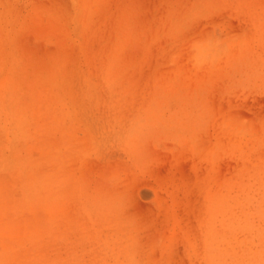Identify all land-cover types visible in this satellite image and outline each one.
<instances>
[{"label": "rangeland", "instance_id": "374dc122", "mask_svg": "<svg viewBox=\"0 0 264 264\" xmlns=\"http://www.w3.org/2000/svg\"><path fill=\"white\" fill-rule=\"evenodd\" d=\"M0 204V264H264V0H0Z\"/></svg>", "mask_w": 264, "mask_h": 264}, {"label": "bare ground", "instance_id": "6f19581e", "mask_svg": "<svg viewBox=\"0 0 264 264\" xmlns=\"http://www.w3.org/2000/svg\"><path fill=\"white\" fill-rule=\"evenodd\" d=\"M63 1H64V0H63ZM65 1H66V0H65ZM60 2H61V1H60ZM62 3H64V2H62ZM68 3H69V2H68ZM68 3H67V4H68ZM58 5H59V3H58ZM68 6H69V4H68ZM52 7H54V6H52ZM62 9H63V8H62ZM102 10H103V9H102ZM103 11H104V10H103ZM108 12H109V11H108ZM103 13H104V12H103ZM105 14H106V13H105ZM108 14H109V13H108ZM106 15H107V14H106ZM102 17H103V16H102ZM105 17H106V16H105ZM108 17H109V16H108ZM146 17H147V16H146ZM86 18H87V17H86ZM95 18H96V17H95ZM85 21H86V20H85ZM51 22H52V21H51ZM146 24L148 25V23H146ZM161 24H162V23H161ZM66 27H67V26H66ZM143 27H144V26H143ZM145 28H147V26H146ZM60 29H61V28H60ZM139 30H140V29H139ZM62 31H63V30H62ZM92 31H93V30H92ZM139 33H140V32H139ZM208 33H209V32H208ZM103 35H104V34H103ZM140 35H141V34H140ZM215 35H216V34H215ZM232 35H233V34H232ZM239 35H240V34H239ZM136 36H137V34H136ZM241 36H242V35H241ZM140 37H141V36H140ZM140 37H139V38H140ZM197 37H198V36H197ZM218 37H219V36H218ZM112 38H113V37H112ZM139 38H138V39H139ZM245 38H246V37H245ZM141 39H142V37H141ZM163 39H164V38H163ZM226 40H227V39H226ZM163 41H164V40H163ZM202 42H203V41H202ZM209 42H210V41H209ZM142 44H143V42H142ZM140 45H141V44H140ZM201 45H202V44H201ZM221 45H222V44H221ZM141 46H142V45H141ZM124 48H125V47H124ZM139 48H141V47H139ZM145 48L147 49V47H145ZM143 49H144V48H143ZM199 49H200V48H199ZM193 50H194V49H193ZM217 54H218V53H217ZM98 57H99V56H98ZM208 57H209V56H208ZM128 58H129V57H128ZM205 58H206V56H205ZM213 59H214V58H213ZM153 60H154V59H153ZM152 64H153V63H152ZM104 72H105V71H104ZM107 74H108V73H107ZM81 78H82V77H81ZM102 78H103V77H102ZM123 83H124V82H123ZM122 86H123V85H122ZM127 88H128V87H127ZM80 92H81V91H80ZM85 102H86V101H85ZM104 112H105V111H104ZM242 125H243V124H242ZM242 127H244V126H242ZM236 130H237V129H236ZM91 135H92V134H91ZM200 172H201V171H200ZM189 177H190V176H189ZM192 177H193V175H192ZM192 177H191V178H192ZM201 178H202V177H201ZM190 182H191V181H190ZM201 182H202V181H201ZM195 183H196V182H195ZM31 185H32V184H31ZM20 188H21V187H20ZM196 188H198V186H197ZM202 188H203V187H202ZM202 188H201V189H202ZM13 189H14V187H13ZM198 189H199V188H198ZM191 190H192V189H190V191H191ZM10 191H11V190H10ZM10 191H9V192H10ZM197 191H198V190H197ZM199 191H201V190H199ZM47 192H48V191H47ZM194 192H195V191H194ZM201 192H202V191H201ZM6 193H7V192H6ZM6 193H5V195L8 196ZM14 194H15V193H14ZM18 194H19V193H18ZM18 194H16V195L19 196ZM16 195H15V196H16ZM22 195H23V194H22ZM191 195H192V194H191ZM195 195H196V194H195ZM192 198H194V197H192ZM192 198H191V199H192ZM196 198H197V197H196ZM198 198H199V197H198ZM16 199H17V198H16ZM44 199H45V198H44ZM191 199H190V200H191ZM201 199H202V198H201ZM203 199H205V198L203 197ZM23 200H24V199H23ZM183 200H184V199H183ZM193 201H196V200H193ZM207 201H208V200H207ZM21 202H22V201H21ZM12 203H13V202H12ZM180 203H181V202H180ZM5 204H6V203H5ZM191 204H192V203H191ZM191 204H190V205H191ZM0 205H1V204H0ZM12 205H13V204H12ZM16 205H17V204H16ZM47 205H48V204H47ZM194 205H195V204H194ZM6 206L8 207L7 204H6ZM203 206H204V205H203ZM203 206H202V207H203ZM3 208H4V207H3ZM16 208H17V207H16ZM203 208H205V206H204ZM7 209H8V208H7ZM38 209H39V208H38ZM10 210H11V208H10ZM16 210H17V209H16ZM197 210H198V209H197ZM1 211H2V210H1ZM1 211H0V212H1ZM8 212H9V211H8ZM10 212H11V211H10ZM2 213H3V212H2ZM4 213H5V211H4ZM4 213H3V214H4ZM32 213H33V212H32ZM156 213H157V212H156ZM203 213H204V212H203ZM19 215H20V214H18V216H19ZM28 215H29V214H28ZM13 216H14V214H13ZM16 216H17V215H16ZM51 216H52V215H51ZM158 216H159V215H158ZM180 216H181V215H180ZM19 217H21V216H19ZM29 217H31V216H29ZM173 217H174V216H173ZM23 218H24V217H22V219H23ZM159 218H160V217H159ZM22 219H21V220H22ZM24 219H25V218H24ZM165 219H166V218H165ZM165 219H164V220H165ZM194 219H195V218H194ZM18 220H19V219H18ZM23 221H24V220H23ZM23 221H22V223H23ZM2 222H3V221H2ZM2 222H1V223H2ZM11 222H12V221H10V223H11ZM19 222H21V221H18L17 223H19ZM192 222H193V221H192ZM7 223H9V222L7 221ZM17 223H16V224H17ZM22 223H19V224H22ZM5 224H6V223H5ZM10 225H11V224H10ZM10 225H9V226H10ZM17 225H18V224H17ZM13 226H15V225H13ZM190 226H191V225H190ZM18 227H19V226H18ZM192 227H193V226H192ZM207 227H208V226H207ZM188 228H189V227H188ZM187 230H188V229H187ZM200 230H201V228H200ZM194 231H195V230H194ZM197 233H198V232H197ZM178 237H179V236H178ZM53 238H54V237H53ZM172 238H173V237H172ZM193 240H194V239H193ZM186 241H187V240H186ZM153 246H154V244H153ZM157 251H158V250H157ZM179 252H180V251H179ZM157 255H158V253H157ZM181 255H182V254H181ZM154 256H155V255H154ZM176 256H177V255H176ZM176 256H175V257H176ZM145 258H146V257H145ZM167 260H168V259H167Z\"/></svg>", "mask_w": 264, "mask_h": 264}]
</instances>
